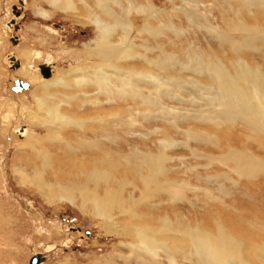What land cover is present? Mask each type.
Returning <instances> with one entry per match:
<instances>
[{"label":"rangeland","instance_id":"1","mask_svg":"<svg viewBox=\"0 0 264 264\" xmlns=\"http://www.w3.org/2000/svg\"><path fill=\"white\" fill-rule=\"evenodd\" d=\"M15 1L0 0V264H29L34 255L44 258L42 264H147L135 260L127 245L151 215L171 227L156 240L174 251V264H197L184 256L195 252L189 240L198 238L221 241L216 251L226 258L264 264V134L226 116L234 108L209 77L220 72L223 89H249L252 97L249 85L258 81L246 70L258 71L264 105V0H114L109 10L129 25L124 42L134 55L118 60L119 76L100 70L101 60L91 54L98 36L87 13L96 15L95 0L84 6L67 0L68 12L45 0H25L29 23L16 33L19 46L11 47L2 26ZM130 4L155 15L140 16ZM51 21L68 34L44 29ZM119 40L116 31L105 45ZM11 50L20 71L6 69L4 55ZM143 58L163 61L162 69ZM43 63L51 65V75L44 79L36 70L28 76L33 94L9 89L12 79L27 81L28 66ZM132 71L160 73L164 82H141ZM83 75L89 83L79 81ZM33 95L56 104L74 123L48 126ZM158 149L166 157L163 171L156 186L143 188L138 176L148 173L133 155L155 156ZM243 152L259 164L255 180L236 171ZM101 174L110 176V184L96 181ZM83 193L108 201L109 218L94 215ZM121 202L136 218L121 212ZM155 220L151 228L159 230ZM158 261L169 264L162 255Z\"/></svg>","mask_w":264,"mask_h":264},{"label":"bare ground","instance_id":"2","mask_svg":"<svg viewBox=\"0 0 264 264\" xmlns=\"http://www.w3.org/2000/svg\"><path fill=\"white\" fill-rule=\"evenodd\" d=\"M45 1L48 2L49 4H51L54 8H65L66 12H68L67 10L71 9L68 6L69 4L67 3V0H45ZM79 1H80L81 5H83V6L85 5V3H87V0H79ZM124 1L125 0H123L122 2H124ZM94 2H95V5H92V7H94L95 10L97 11L96 15L93 16L91 13H87V17H88L87 20H90L89 22L94 26V31H96V35L98 36L97 41L95 42V48L93 49V52L91 54L94 57L101 60L102 65L100 64L101 62L98 65L100 70H103L102 67L103 68H109V69H112L111 70L112 74L119 76L120 72H118V70H117L118 60L120 58L127 59L129 57H132V58L134 57V55L130 52L131 44H128V45L125 44V42L127 41V35L129 33V30H130L129 25L127 24L125 19H122L124 17H118L116 15H113L114 11H113V13L110 12V10H112L113 8L110 9L109 5L113 4V6H114L116 4L114 0H95ZM128 2L129 1L127 0V3ZM128 5H129V3H128ZM118 6H119V4H118ZM130 6L131 7L135 6L132 8H133V10L135 9V11H137L136 13H142V15L139 14L140 16H143V14H146L149 17H152L153 15H155L153 13L147 14L146 11L141 8L140 5L137 6V4L136 5L130 4ZM82 10H85V8H83ZM119 10L122 12V14L123 13L125 14L124 9H119ZM97 15L110 18L112 20L113 24L112 25L110 24L111 26H108L106 24L104 25V23L101 22L99 16H97ZM89 18H94V19L91 20ZM127 21H128V19H127ZM115 30L118 31V33L120 35L119 44L116 46H110L107 48L106 47L107 45H105V42H107L108 39L111 37V35H113L114 32H116ZM49 32L51 34H54V35L56 34L54 31L49 30ZM117 37L119 38V36H117ZM124 40H125V42H124ZM119 47H122V48L120 49ZM143 60L147 61L149 65H152L156 69H159V70L162 69L163 61L161 62L159 59L154 61V62L147 60V58L146 59L143 58ZM237 62L239 64H242L240 66H243V64H244L243 62H240V61H237ZM166 66H168V65H166ZM22 67H23V65L20 64L19 71L22 70ZM28 67H29V72H27V71H25V73L23 72L22 78L23 77L27 78V81L29 82L30 88H29V90L28 89L25 90L24 88H22L23 89L22 91L28 90V92H29L28 94H33V88H32L33 83L28 80V76L32 77L31 75H33V77H34V74L32 72L36 71L37 67H33L31 65ZM252 68H254V67H252ZM76 70L81 71V68L78 67ZM149 71L151 72V70H149ZM246 71L251 72L253 74V76L255 77L256 81H258V82H254L251 85H249V88L252 89V97H250V95H249V92H248L249 89L247 90L246 93L243 92L238 87H235V86H230V89H226V87H225V89H223V87L221 85L225 81L224 80L225 78L223 77L222 73H220V72L216 73V71L212 70V71H210L212 73L211 74L212 76L209 75V77H212L211 79L215 82V84L217 85V88H219V92L220 93H222V91L224 92L223 94L227 98L226 103L228 105H230L229 107L234 108L233 109L234 112H232V113H229L230 109H227L228 110L227 113L229 116L227 115V113H226V116L230 117V119H231V117L234 116L233 118H236L238 121L241 120L247 126L248 130L252 131L251 130V128H252L253 130L257 131V129H258L257 132L264 134V105L260 104V102H259L260 99H258V98H260V97H258V93L262 94V92H261L262 89L260 90L258 87L262 83V80H260L262 78H261L260 74L258 73V71H253L251 69L246 70ZM150 72L145 73V71L144 72L132 71L131 73L135 77L139 76V78L142 79L141 82L143 81V79H150L148 83H151V82L152 83L153 82L160 83V81L164 82V80L160 76V73H156V72L150 73ZM105 75L106 74L104 72L99 74L98 79L102 80ZM126 78L127 77H125V79H124L125 81H126ZM88 80H89V77L86 75H83L79 81H81V82L87 81V83H89ZM81 82H79V83H81ZM127 82L129 84L132 83L130 81H127ZM65 83L66 82H64V81H62V82L59 81L57 83V85L61 86ZM166 83H167L166 86L168 88L172 87V84L170 82H166ZM66 85L67 84H65V86ZM42 88L43 89H41V94L46 97L47 96L46 89L44 87H42ZM9 89H11V86ZM22 91H20V92H22ZM15 93H18V92H15ZM35 95H38V94H35ZM220 96H222V95H220ZM45 97L41 98L40 96L39 97H36L34 95L32 96V99H34V101H36L37 110L42 112V114L45 116V118L42 117L43 122H45L48 126H51L54 128H57L60 126H66V125L74 123L75 120L73 118H70L66 114L61 113L58 110L57 105L49 103L47 98H45ZM224 112H222V113L224 114ZM100 119H101V122H100L101 126H103L107 130L108 125L105 122L104 118H100ZM108 130H110V129H108ZM157 144H159V142ZM164 145H167V141L164 142ZM155 146H156V144H155ZM159 149H158V151H159ZM131 154H133V153H131ZM133 156L136 157L137 160L139 159L142 162V164L145 165L144 167L143 166L142 167L148 173V174L145 173L143 176H140V177L138 176L139 182L142 185V187L143 188H149V187L156 186L157 185L156 177H158L156 175L160 174L163 171V169L161 168V164H164L163 162L166 161V157L162 154V152H160L158 155H155V156H152V155L145 156V154L140 155L139 153L136 155H133ZM234 161H235V159H234ZM88 162L96 163L98 161L97 160H95V161L94 160H88ZM236 166H237L236 171L240 174V176L243 180H249V181L255 180L254 178H252V176L254 175V173H256V170L259 168V164H258V162H256V160L253 159V157H251V156H249L243 152L241 157L236 159ZM92 173H93V171H91L89 173V175ZM109 180H110V176L108 174H106V175L101 174L100 177L96 181H102L105 184H110ZM249 181H247V182H249ZM169 191H170V196L172 198H174V196H173L174 188L171 187ZM143 194H144V192H143ZM143 194H141V195L145 196L146 197L145 199H147L148 193L144 194V195ZM81 196H82V199L84 200V202H87V203L90 202V204L92 205V207L94 209L93 210L94 215L99 216L101 218H103V217L109 218V214L111 212V205L109 204L108 201L101 200L98 198H91L90 199L84 193ZM224 196H225V194H224ZM124 201H126V200H124ZM144 204H145V202H144ZM122 205H123V203L121 202L119 204V207L121 208L122 213H126L127 215H130L131 218H136V216H137L136 212L127 211L131 208L130 206H128V207H130L129 209L123 210ZM164 212H166V211H164ZM173 213H174V211H173ZM162 215H164V214H162ZM146 216H148V215H146ZM155 217H156L155 215H151L150 218H147V224L143 228H142V226H143L142 225L141 228L139 226L138 229H134L132 231L133 245H127V247L131 251L135 260L145 262L147 264H153V262H154V264H161L158 260H159V255H162L165 257V259L168 261L169 264H174L175 260H176V259L174 260V257L176 255L174 253V251L172 252L171 250H169L165 246L166 245L165 243L158 242L156 240L157 237L161 238L160 233L162 231H164V232L170 231L171 232V227L165 221L166 218L162 219V220H159L157 218L158 220L157 219L155 220ZM164 217H165V215H164ZM162 218H163V216H162ZM152 219L155 220L154 223L158 225L159 230H157L153 227L151 228L150 220L153 221ZM199 239H201V238H198V240H196V239L189 240V243L194 248L195 252H191V253L186 254L184 256L185 260H187L188 262L191 258V255H192L195 257L194 262L197 264H243L241 259L238 257L226 258L222 254H219L218 251H216V247L217 248L223 247V244L221 241H216L214 244L210 243L208 240H207V243H204V242L200 243ZM188 246H189V244H188ZM228 249L229 248L225 247V251H228ZM260 253L264 256V246L261 247ZM227 257H229V256H227ZM125 261H127V260H125ZM135 264H137V263H135Z\"/></svg>","mask_w":264,"mask_h":264},{"label":"flooded vegetation","instance_id":"3","mask_svg":"<svg viewBox=\"0 0 264 264\" xmlns=\"http://www.w3.org/2000/svg\"><path fill=\"white\" fill-rule=\"evenodd\" d=\"M27 2L25 0H16L15 3L11 4L8 9V14H7V20L4 22L2 26V30L5 33V36L8 37V41L10 42L9 45L11 47H18L19 46V37L16 34L20 28H22L23 24L25 25L26 23L28 24L29 18L27 14ZM7 26V28H6ZM44 29H47L48 31H54L58 36V34H68L66 33V28L61 24V22H46L44 23ZM9 34V35H7ZM54 35V34H53ZM4 39V38H3ZM3 41V40H2ZM2 41L0 43H2ZM1 45V44H0ZM16 57V58H15ZM4 59L6 61V69L10 71H19L20 67V60L18 56L12 52H8L7 54L4 55ZM4 61V62H5ZM42 68V69H41ZM51 65H47L46 63L37 65V72L40 77L42 75H46L47 73L51 74ZM42 74V75H41ZM16 79H12L11 83V91L13 92L12 88L14 87V81ZM20 80V79H19ZM22 82H26L28 84V90L30 88L29 82L26 80H21ZM27 90V91H28ZM19 93V92H18Z\"/></svg>","mask_w":264,"mask_h":264},{"label":"water","instance_id":"4","mask_svg":"<svg viewBox=\"0 0 264 264\" xmlns=\"http://www.w3.org/2000/svg\"><path fill=\"white\" fill-rule=\"evenodd\" d=\"M42 69V68H41ZM42 75V74H41ZM50 73H47L46 75H42V78H44V79H48V78H50ZM28 84L26 83V82H22L21 80H19V79H16L15 81H14V87L12 88V90L14 91V92H20V91H22L23 89L22 88H24L25 90L26 89H28ZM43 260H44V258L41 256V255H34L31 259H30V262H29V264H42L43 263Z\"/></svg>","mask_w":264,"mask_h":264}]
</instances>
